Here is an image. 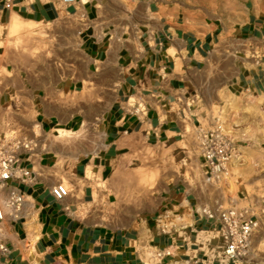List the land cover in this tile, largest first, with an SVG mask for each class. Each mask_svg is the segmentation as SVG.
I'll use <instances>...</instances> for the list:
<instances>
[{
	"label": "crops",
	"instance_id": "0c3cea01",
	"mask_svg": "<svg viewBox=\"0 0 264 264\" xmlns=\"http://www.w3.org/2000/svg\"><path fill=\"white\" fill-rule=\"evenodd\" d=\"M6 1L0 141L31 143L17 150L15 169L33 180L6 182L23 203L18 218L5 222L3 264H230L220 237H200L218 225L199 216L206 205L196 185L167 186L150 211L117 206L131 155L209 128L225 98L264 110V13L236 9L234 1L225 14L187 0H9V8ZM13 19L35 29L36 59L17 57L8 36ZM60 182L69 193L57 201L50 190ZM5 194L0 189L2 205ZM167 213H190L191 222L161 232L157 217Z\"/></svg>",
	"mask_w": 264,
	"mask_h": 264
},
{
	"label": "rangeland",
	"instance_id": "374dc122",
	"mask_svg": "<svg viewBox=\"0 0 264 264\" xmlns=\"http://www.w3.org/2000/svg\"><path fill=\"white\" fill-rule=\"evenodd\" d=\"M187 1L203 6L211 3L213 10L217 9L219 14H225L228 2L232 1L236 9L240 5H246L264 13V0ZM11 31L8 36L16 38L12 48L21 53L17 57L36 59L40 49L32 46L37 36L33 26L25 25ZM255 107L258 106L245 99L231 101L225 98L220 113L215 115L220 118L223 133L231 139L238 155L217 180L210 184L203 183L197 134L188 130L187 141L177 146L146 149L138 155L130 156V174L123 177L124 190L117 207L136 213L150 211L156 203L155 195H159L167 186L176 183L196 185L201 190V204L208 207L215 204L248 207L257 215L260 222L259 233L255 235L259 237L256 241L258 247L252 246L249 255L236 264H264V214L260 204V198L264 197V110ZM88 134L89 130L84 127L79 138L83 139ZM189 214L174 219H168V213L162 214L158 225H165L168 229L169 225L176 228L185 226L191 222ZM205 236L219 239L217 231L200 234V237ZM221 258L226 261L222 255Z\"/></svg>",
	"mask_w": 264,
	"mask_h": 264
},
{
	"label": "built area",
	"instance_id": "2783aa9c",
	"mask_svg": "<svg viewBox=\"0 0 264 264\" xmlns=\"http://www.w3.org/2000/svg\"><path fill=\"white\" fill-rule=\"evenodd\" d=\"M63 5H72L76 0H58ZM9 0L5 7L9 8ZM197 140L199 157L202 165V181L210 184L217 180L219 175L225 171L227 165L237 158V152L231 139L223 133L220 118L216 117L214 123L207 129H197ZM30 142L24 138L3 139L0 141V189L5 190V201L0 206V264L9 253L7 246V235L5 222L16 220L21 211L23 195L18 190L7 186L9 179H15L22 184L33 180L30 172L26 169H15L18 149H29ZM51 194L57 201L68 196V189L63 183H57L51 188ZM262 214H264V197L260 198ZM67 210V208H65ZM198 214V213H197ZM199 216L207 220L216 221L217 232L223 243L221 255L230 264L246 258L250 253L251 237L258 231L260 222L256 214L248 207H224L215 204L213 207H203ZM161 217H157L160 223ZM158 226L161 232L169 231L173 225ZM177 264H221L219 259H187Z\"/></svg>",
	"mask_w": 264,
	"mask_h": 264
},
{
	"label": "bare ground",
	"instance_id": "6f19581e",
	"mask_svg": "<svg viewBox=\"0 0 264 264\" xmlns=\"http://www.w3.org/2000/svg\"><path fill=\"white\" fill-rule=\"evenodd\" d=\"M12 19V18H11ZM15 19V18H14ZM13 19V20H14ZM17 19V18H16ZM23 24V23H22ZM25 24V23H24ZM8 25H10L9 26V28L14 32V30L16 31L17 29H20V27H22V26H20V24L18 23V21L17 20H14L11 24H8ZM24 28V27H23ZM9 30V29H8ZM10 30V31H11ZM11 31V32H12ZM70 134H71V132H70ZM62 138H66V137H70L69 136V133H67V132H63L62 133V136H61ZM57 139V138H56ZM58 140H60V139H58ZM257 199V198H256ZM258 200V199H257Z\"/></svg>",
	"mask_w": 264,
	"mask_h": 264
}]
</instances>
